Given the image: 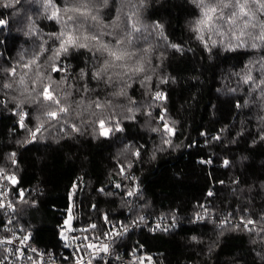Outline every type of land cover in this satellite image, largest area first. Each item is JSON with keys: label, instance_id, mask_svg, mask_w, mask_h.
Returning a JSON list of instances; mask_svg holds the SVG:
<instances>
[{"label": "trees", "instance_id": "1", "mask_svg": "<svg viewBox=\"0 0 264 264\" xmlns=\"http://www.w3.org/2000/svg\"><path fill=\"white\" fill-rule=\"evenodd\" d=\"M205 2L225 18L236 12L235 25L195 32L201 13L193 0H0V170L16 177L14 219L36 249H58L68 215L70 229L89 237L112 223L174 215L177 229L133 228L115 249L159 255L163 264H264V42L254 39L264 10L248 3L249 19L236 0H224L228 8ZM83 4L87 20L65 11ZM69 16L103 42L122 39L135 55L100 79L94 74L110 58L95 41L56 57L59 34L75 29ZM138 61L144 70L136 73ZM49 76L70 106L63 119L42 115L38 103ZM157 92L164 98L154 99ZM67 126L77 134L59 138ZM129 173L141 186L133 204ZM202 212L211 218L194 222Z\"/></svg>", "mask_w": 264, "mask_h": 264}, {"label": "built area", "instance_id": "2", "mask_svg": "<svg viewBox=\"0 0 264 264\" xmlns=\"http://www.w3.org/2000/svg\"><path fill=\"white\" fill-rule=\"evenodd\" d=\"M133 173H129L128 200L136 202L141 186ZM16 180L14 174L0 172V211L3 214V228L0 230V264H94L95 260L114 262L115 264H163L159 255L145 254L136 257L133 254H121L115 249L117 243L133 228L141 227L150 232H167L180 226L181 220L174 216L140 217L127 223H112L99 234L87 236L79 231L59 226V246L54 252H43L36 249L25 239L19 226L16 225L13 203L10 199V184ZM21 192V190H20ZM128 192V193H129ZM211 216L204 212L193 218L202 222ZM107 245V251L104 246Z\"/></svg>", "mask_w": 264, "mask_h": 264}, {"label": "snow or ice", "instance_id": "3", "mask_svg": "<svg viewBox=\"0 0 264 264\" xmlns=\"http://www.w3.org/2000/svg\"><path fill=\"white\" fill-rule=\"evenodd\" d=\"M194 3H196L197 7L200 9V18L197 19L195 27L193 30L197 33H202L205 29L212 30L216 28V22L217 21H225L229 26L235 25L236 19H237V13L233 12L231 16H228L225 18L223 15L222 9L219 8L217 4H212V3H206L205 0H193ZM221 3H223L224 8L231 7L232 4L230 2H224V0H221ZM249 3V0H244V3H240V0H236V7L239 9V16L243 17H250V10H246V6ZM251 3L256 4L260 10H264V0H251ZM83 9V10H82ZM65 11H70V12H75L78 13L80 17H84L85 20L88 19L89 16V11H88V6L87 4H83L80 7H71V8H66ZM220 13L217 15V13ZM55 16V13H54ZM52 18V17H50ZM69 21H76V18L69 16L68 17ZM92 21H96L97 17L95 15L91 16ZM4 23L2 20H0V24ZM252 27H256L255 24L251 25ZM159 27V25L157 26ZM249 27V21H245L244 23V28L241 29V34H244V29ZM66 37V38H64ZM60 39V46L57 49L55 55L56 57H59L61 53H67L69 48H84L88 47V44L86 43L87 41H95L97 48L96 50L101 53H106L107 56L110 59L104 60L103 67L100 69L99 72L95 73L94 75L96 76L97 79H100L102 76V73H105L108 71L110 68L114 67H125L124 64L122 63H117L124 61L125 59H131L132 56L135 55L133 52H129L124 45V41L122 39H116L114 44H109L106 42H103L100 40V37L94 34H89L86 33L83 30V23H80L76 21L75 29L73 32H61L59 36L57 37ZM198 39H203L202 35H198ZM254 39H258L262 42H264V24L261 25V32L260 35L255 37ZM215 43V42H213ZM242 46V45H241ZM173 47H176L173 45ZM253 48L259 47L256 43H253L251 45ZM36 60L33 59L32 61L29 62V64H35ZM138 66L135 68V72L139 73L142 72L144 69L142 65H139V61L137 62ZM27 66V65H26ZM53 71H59L58 68L53 67ZM10 74L14 75L15 74V69L10 70ZM116 75H120L119 73H116ZM37 79H39V73H37ZM146 79H150V77H147ZM252 77L249 75L248 77L245 78V83H248ZM49 83L48 84H43L42 91L37 93L38 97H42V101L38 100V103L40 104V107L43 109L42 115L52 119V120H59L63 119L64 117L61 116V114H67L69 113V107L70 106H62V100L65 99V97H58L55 93L57 91L56 88H53L51 85L55 83V81H52L51 77H48ZM109 80H111V77H109ZM21 83H23V79H21ZM5 88H11L12 85L10 83H6L3 85ZM35 90V89H34ZM125 94L123 90H121L120 93H117V95H122ZM163 94L160 92H157L155 94L154 99H163ZM53 105L56 107L53 108ZM96 107L97 108H102L103 106L99 103L96 102ZM131 110V109H130ZM39 118V117H38ZM160 119L163 121L164 116H161ZM23 120V118H22ZM99 125L104 131L101 133V135H106L107 134V129L105 128V120L101 119L99 121ZM23 126V125H22ZM43 125H41L42 127ZM165 130L171 134L172 129L168 126L167 122L164 124ZM39 130V129H37ZM156 129H154L155 131ZM73 131H78L73 126ZM33 136H35V133H33ZM219 139V137H217ZM165 143H170V141H165ZM139 155V153H136ZM15 155V154H13ZM15 162V161H13ZM228 161H225V164H227ZM2 171V170H0ZM13 182H15L14 178H12ZM119 187V185H117ZM128 195H133L132 192H129ZM211 195V193H209ZM66 224L70 223V218L69 221H65ZM242 223H244L242 221ZM253 223V221L248 220L246 223H244L245 228H247L248 224ZM91 227H95V225H92ZM27 239V237H25ZM104 251H107V245L104 246ZM79 264V261L77 262Z\"/></svg>", "mask_w": 264, "mask_h": 264}, {"label": "rangeland", "instance_id": "4", "mask_svg": "<svg viewBox=\"0 0 264 264\" xmlns=\"http://www.w3.org/2000/svg\"><path fill=\"white\" fill-rule=\"evenodd\" d=\"M250 4H252L251 2H249ZM77 134V131H73V127L72 126H67L64 129L62 128L61 132L59 133V138H67V137H71L73 135ZM99 191H102L101 188L99 189ZM70 218V223L66 224L65 221H69ZM64 221V224L66 225L67 228H71V217L70 215H68L66 217Z\"/></svg>", "mask_w": 264, "mask_h": 264}]
</instances>
